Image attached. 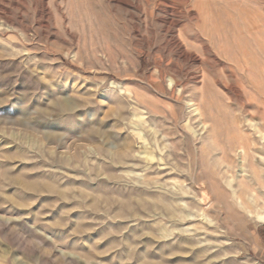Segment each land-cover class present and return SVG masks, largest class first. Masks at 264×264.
<instances>
[{
	"label": "rangeland",
	"instance_id": "obj_1",
	"mask_svg": "<svg viewBox=\"0 0 264 264\" xmlns=\"http://www.w3.org/2000/svg\"><path fill=\"white\" fill-rule=\"evenodd\" d=\"M0 264H264V0H0Z\"/></svg>",
	"mask_w": 264,
	"mask_h": 264
},
{
	"label": "bare ground",
	"instance_id": "obj_2",
	"mask_svg": "<svg viewBox=\"0 0 264 264\" xmlns=\"http://www.w3.org/2000/svg\"><path fill=\"white\" fill-rule=\"evenodd\" d=\"M171 82H172V80H171V78H169V84H171ZM129 94V93H128ZM202 95V94H201ZM202 97V96H201ZM192 106V105H191ZM190 106V107H191ZM193 111H196L197 113L199 112V106H198V104H194V108H193ZM241 152L243 153V154H245L246 153V150H245V148L244 147H242L241 149ZM243 156L241 157V161H243ZM206 202V201H205Z\"/></svg>",
	"mask_w": 264,
	"mask_h": 264
}]
</instances>
